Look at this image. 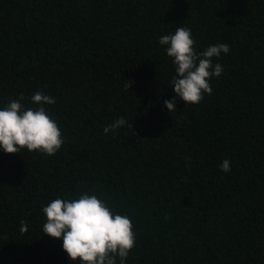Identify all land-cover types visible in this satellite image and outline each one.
I'll use <instances>...</instances> for the list:
<instances>
[{"label": "trees", "instance_id": "16d2710c", "mask_svg": "<svg viewBox=\"0 0 264 264\" xmlns=\"http://www.w3.org/2000/svg\"><path fill=\"white\" fill-rule=\"evenodd\" d=\"M180 26L231 50L212 93L170 112L159 38ZM37 91L64 143L0 148V264H81L42 209L84 193L131 219L125 264H264V0H0V109Z\"/></svg>", "mask_w": 264, "mask_h": 264}, {"label": "clouds", "instance_id": "9594fccd", "mask_svg": "<svg viewBox=\"0 0 264 264\" xmlns=\"http://www.w3.org/2000/svg\"><path fill=\"white\" fill-rule=\"evenodd\" d=\"M190 28L180 26L174 34L159 38V44L167 46L166 53L173 58L175 72L170 81L175 95L164 103L170 112L176 109L177 97L186 104H198L204 94H211L210 79L219 77L223 72L220 63L214 58L230 52L226 43H216L196 51ZM129 87V82H128ZM19 100H12L0 109V148L6 153H18L26 148L30 152L55 154L64 143L57 122L47 113L45 104H55L53 97L37 91L32 103L40 105L36 109L25 108ZM127 121L121 117L107 125L104 132H115ZM132 126V125H131ZM221 171L230 172V161L225 159L219 165ZM46 216L43 233L62 238L63 250L71 260L79 259L81 264H125L129 251L135 246L136 239L131 219L127 215L114 213L109 205L95 194H81L78 199L56 198L42 209ZM21 221L20 231L27 232Z\"/></svg>", "mask_w": 264, "mask_h": 264}]
</instances>
